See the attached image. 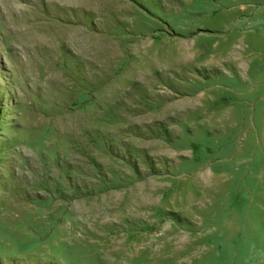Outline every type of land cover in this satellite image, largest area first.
Instances as JSON below:
<instances>
[{
  "label": "rangeland",
  "instance_id": "374dc122",
  "mask_svg": "<svg viewBox=\"0 0 264 264\" xmlns=\"http://www.w3.org/2000/svg\"><path fill=\"white\" fill-rule=\"evenodd\" d=\"M64 1L0 0V264H264V0Z\"/></svg>",
  "mask_w": 264,
  "mask_h": 264
},
{
  "label": "bare ground",
  "instance_id": "6f19581e",
  "mask_svg": "<svg viewBox=\"0 0 264 264\" xmlns=\"http://www.w3.org/2000/svg\"><path fill=\"white\" fill-rule=\"evenodd\" d=\"M59 1H60V0H59ZM62 1H64V0H62ZM55 2H56V1H55ZM55 2H54V3H55ZM57 2H58V1H57ZM70 2H71L70 0H65V1L60 5V6H61V9H65V8H67L68 6L70 7V5H71ZM76 6H77V5H76ZM68 28H69V27H68ZM77 28H78V27H77ZM81 28H82V27H81ZM73 29H74V28H73ZM73 29H71V30H73ZM77 33H78V32H77ZM77 33H74V34L76 35ZM80 33H82V32H80ZM76 36H78V34H77ZM78 38H79V37H78ZM83 39H84V38H83ZM83 39L81 38L82 41H83ZM78 40H79V39H78ZM75 42H76V41H75ZM78 43H79V42H78ZM80 44H81V43H80ZM80 44H79V45H80ZM82 46H83V45H82ZM82 46H81V49H83ZM78 47H79V46H78ZM84 48H85V47H84ZM81 49H80V50H81ZM85 49H86V48H85ZM85 49H84V50H85ZM82 53H83V52H82Z\"/></svg>",
  "mask_w": 264,
  "mask_h": 264
}]
</instances>
